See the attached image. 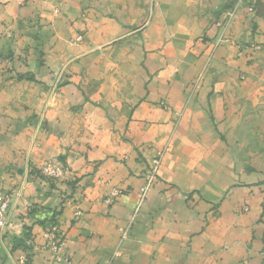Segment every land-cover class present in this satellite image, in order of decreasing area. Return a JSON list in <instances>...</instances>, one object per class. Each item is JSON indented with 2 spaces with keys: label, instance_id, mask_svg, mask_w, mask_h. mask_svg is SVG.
I'll list each match as a JSON object with an SVG mask.
<instances>
[{
  "label": "crops",
  "instance_id": "obj_1",
  "mask_svg": "<svg viewBox=\"0 0 264 264\" xmlns=\"http://www.w3.org/2000/svg\"><path fill=\"white\" fill-rule=\"evenodd\" d=\"M20 1L0 4V264H59L56 225L63 264H264V0Z\"/></svg>",
  "mask_w": 264,
  "mask_h": 264
},
{
  "label": "built area",
  "instance_id": "obj_2",
  "mask_svg": "<svg viewBox=\"0 0 264 264\" xmlns=\"http://www.w3.org/2000/svg\"><path fill=\"white\" fill-rule=\"evenodd\" d=\"M164 154L165 152H160L152 159L149 171L145 175V185L141 189V199L138 209H140V206L146 201L148 194L154 187V184L159 177V171ZM40 175L47 180L58 182L64 179L65 170L61 163L57 161H49L42 166ZM120 193V191H115L113 196L115 197ZM13 206V198L11 196L8 195L4 198H0V236H3L9 226V218ZM244 211H247V209L245 208ZM81 216L82 214L77 212L75 214V219H79ZM128 232V229L122 232L123 239L127 237ZM45 240V249L53 254L56 263H69L67 256L64 255V249L67 245V237L64 233L59 231V227L57 225L54 226L50 232L45 234ZM24 262L25 259L23 258L21 263Z\"/></svg>",
  "mask_w": 264,
  "mask_h": 264
},
{
  "label": "rangeland",
  "instance_id": "obj_3",
  "mask_svg": "<svg viewBox=\"0 0 264 264\" xmlns=\"http://www.w3.org/2000/svg\"><path fill=\"white\" fill-rule=\"evenodd\" d=\"M7 1H9V0H0V4H3V5H7ZM22 4H24V1L23 0H21L20 1ZM56 14L59 12V9L58 8H55V11H54ZM4 60H5V62H6V64L8 65V66H11V62H10V60H8V59H5V58H3ZM6 72H4V74H5ZM17 75V74H16ZM47 162H49V161H47ZM41 176V175H40ZM42 177V176H41ZM43 178V177H42ZM45 179V178H44ZM47 182H49L50 184L51 183H54V182H56V181H50V180H47V179H45ZM13 197H14V195H12ZM11 196V197H12ZM5 197V196H4ZM4 197H2V198H4ZM12 197V198H13ZM16 197H17V199H18V197L19 196H17L16 195ZM15 201H16V199H14L13 198V205H15Z\"/></svg>",
  "mask_w": 264,
  "mask_h": 264
}]
</instances>
